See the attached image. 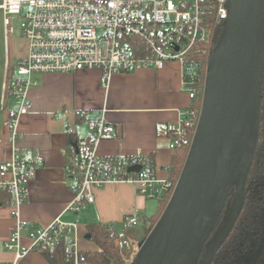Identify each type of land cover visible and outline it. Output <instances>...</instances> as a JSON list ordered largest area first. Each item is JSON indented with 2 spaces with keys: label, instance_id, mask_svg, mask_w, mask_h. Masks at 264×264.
Listing matches in <instances>:
<instances>
[{
  "label": "built area",
  "instance_id": "1",
  "mask_svg": "<svg viewBox=\"0 0 264 264\" xmlns=\"http://www.w3.org/2000/svg\"><path fill=\"white\" fill-rule=\"evenodd\" d=\"M229 6L230 0H2L6 73L0 81V110L8 113L13 143L20 117L32 107L28 91L38 84L33 78L38 73L98 68L102 71V85L107 87L115 73L142 67L162 69L168 62H179L184 67L189 98L196 100L204 90L199 83L203 62L190 55L197 44L210 43L215 27L222 28ZM17 23L27 51L10 66V43ZM135 39L143 45L135 46ZM9 99L19 102L18 107L8 108ZM86 114L81 113L83 117ZM199 115L200 110L190 104L176 122L166 124L171 150L190 147ZM87 125L90 138L86 150L77 144L70 146L69 161L74 171L70 173L69 186L73 198L66 210L86 212L95 204V190L108 183L133 184L147 199H170L176 181L158 177L154 156L100 155L98 143L113 138L115 127L104 118L87 120ZM43 164L42 156L30 157L17 150L0 163V187L12 192V216L18 221L4 246L20 258L30 252H53L65 241L72 264H88L81 255L79 221H64L58 216L41 227L20 219L29 186ZM150 223L151 219L136 209L123 225L105 224L114 245L126 252L125 264H135L141 247L140 241L126 234L125 227ZM25 230L29 245L22 243Z\"/></svg>",
  "mask_w": 264,
  "mask_h": 264
},
{
  "label": "crops",
  "instance_id": "2",
  "mask_svg": "<svg viewBox=\"0 0 264 264\" xmlns=\"http://www.w3.org/2000/svg\"><path fill=\"white\" fill-rule=\"evenodd\" d=\"M24 40V39H23ZM11 51L13 63L26 53ZM0 64V81L5 78ZM36 86L28 91L32 107L20 117L13 143L8 113L0 110V163L11 157L13 150L30 157L42 156L39 167L29 186V196L20 208V219L47 226L56 217L64 221H81L80 245L82 250L97 249L87 237V223L123 225L130 213L138 210L149 219L160 209L162 202L142 196L130 183H108L95 190L96 201L84 213L66 210L73 198L70 189V144L68 132H75L82 150L89 143L87 120H104L115 127L113 138L102 139L97 145L100 155L151 154L158 165L157 175L169 178L168 166L175 151L169 148L166 124L176 122L179 114L192 103L184 86V67L179 62H168L162 69L142 67L130 72L115 73L108 86L102 85V71L98 68L74 72L34 74ZM19 102L9 99L8 108H17ZM86 111V117L81 115ZM0 189H2L0 187ZM157 202L156 211L149 212V201ZM12 206L0 203V264H48L41 253L30 252L20 258L7 250L4 242L17 226ZM151 224V223H150ZM150 226V225H149ZM29 245L27 231L22 239Z\"/></svg>",
  "mask_w": 264,
  "mask_h": 264
},
{
  "label": "water",
  "instance_id": "3",
  "mask_svg": "<svg viewBox=\"0 0 264 264\" xmlns=\"http://www.w3.org/2000/svg\"><path fill=\"white\" fill-rule=\"evenodd\" d=\"M263 75L264 0H230L183 168L135 264H211L243 206L259 136ZM232 190L227 223L206 245Z\"/></svg>",
  "mask_w": 264,
  "mask_h": 264
},
{
  "label": "trees",
  "instance_id": "4",
  "mask_svg": "<svg viewBox=\"0 0 264 264\" xmlns=\"http://www.w3.org/2000/svg\"><path fill=\"white\" fill-rule=\"evenodd\" d=\"M221 27H215L212 33L210 43H200L197 44L194 48L193 53L190 55L192 59L200 60L203 62V71L201 74L200 86H204L205 81V69L207 62L211 56L213 48L220 36ZM135 46L143 45L141 40L135 39ZM14 74L13 68H11L10 75ZM203 93L201 92L199 97L196 100H193L191 107L197 110L201 109ZM68 142L70 146L75 144L79 145V140L75 132H68ZM189 147H184L175 150V153L172 157L171 163L168 166L169 169V179L177 181L180 172L183 168ZM70 173L74 171V166L69 161ZM260 179L256 182V179ZM261 178H264V75H263V85H262V100H261V109H260V131L259 137L256 144V148L253 154L252 165L246 182V187L252 184H263ZM255 181V182H254ZM250 191V194H249ZM262 191V188H261ZM258 188H246L245 195L243 198V206L235 226L234 240L238 238V235L245 233L247 230L253 229V227L258 225L262 209L258 204L259 194ZM257 193V194H256ZM262 194V192H261ZM233 193L231 192L224 211L220 217L219 223L221 225L224 223L225 219L228 216L229 206L232 202ZM168 201H163L160 205V209L153 217H151L150 226L141 225L136 227H125V232L127 235L132 237L136 241L142 242L146 236L151 231L152 227L160 217ZM0 203L12 204V192L8 188L0 189ZM218 223V224H219ZM87 235H89L90 240L94 241L97 245V249L94 250H82L81 255L84 257V260L88 264H125L123 257L126 255V252L122 249L117 248L113 241L109 237V232L107 226L101 224L97 221H89L86 225ZM232 238V237H231ZM232 239V240H233ZM237 242L234 241L231 243L227 249L226 253L221 255L220 260L216 264H236L235 253L237 250H231L236 248ZM228 251V252H227ZM43 256L46 258L48 264H72L71 255L67 249L65 241H62L57 249L53 252L44 253Z\"/></svg>",
  "mask_w": 264,
  "mask_h": 264
},
{
  "label": "flooded vegetation",
  "instance_id": "5",
  "mask_svg": "<svg viewBox=\"0 0 264 264\" xmlns=\"http://www.w3.org/2000/svg\"><path fill=\"white\" fill-rule=\"evenodd\" d=\"M259 180H260L259 178L256 179V182ZM261 181L263 182V184H252V185L250 184L248 185V187L245 186V190L246 188H258V192H257L259 194L258 204L262 209V213L260 215L258 225L253 227V229L247 230L245 233L238 235V238L234 240L233 238L236 236L234 229L238 221L237 219L233 226L232 231L230 232L229 236L224 241L220 249L216 252L211 264H216L221 258V255L219 253L220 252L221 253L223 252L222 254L226 253L225 249H227L228 246L234 241L237 242V245L236 248H232L231 250H237V253H235V260H234L236 264H264V178H261ZM232 193H234V190H232ZM244 195H245V191H244ZM228 215H229V210H228ZM227 220H228V216L222 225L219 222H218L219 224L217 223L210 238L206 242V245L210 241L212 242L222 232V230L224 229L227 223ZM215 234L216 236L213 238V235Z\"/></svg>",
  "mask_w": 264,
  "mask_h": 264
},
{
  "label": "rangeland",
  "instance_id": "6",
  "mask_svg": "<svg viewBox=\"0 0 264 264\" xmlns=\"http://www.w3.org/2000/svg\"><path fill=\"white\" fill-rule=\"evenodd\" d=\"M0 3H2V0H0ZM10 44H11V51L12 52L15 51V52L19 53L25 49V40H23L21 29H20L18 23L16 24V32H15L14 36L11 38ZM4 59H5L4 58V36H3L2 14L0 12V64L2 67V73H3V69H4ZM9 65L10 66L12 65L11 61H10ZM149 203L151 204V208H150L149 212L156 211V208L158 205L157 202L151 200V201H149ZM79 220L81 221V224H83V225L86 224V219L84 217H79Z\"/></svg>",
  "mask_w": 264,
  "mask_h": 264
}]
</instances>
